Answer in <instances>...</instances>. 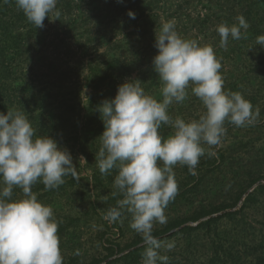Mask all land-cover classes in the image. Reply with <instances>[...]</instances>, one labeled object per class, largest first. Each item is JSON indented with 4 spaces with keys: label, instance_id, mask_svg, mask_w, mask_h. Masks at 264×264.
Returning a JSON list of instances; mask_svg holds the SVG:
<instances>
[{
    "label": "rangeland",
    "instance_id": "obj_1",
    "mask_svg": "<svg viewBox=\"0 0 264 264\" xmlns=\"http://www.w3.org/2000/svg\"><path fill=\"white\" fill-rule=\"evenodd\" d=\"M258 1L58 0L59 19L50 15L43 28L31 30V49L22 54L20 64L26 71L41 75L39 83L61 84V97L67 103L55 109L62 117L59 120L52 117L57 124L52 138L71 153L78 177H65V183L53 190L46 191L39 182L32 187L38 200L50 205L55 218L62 221L57 234L63 264H87L93 259L100 260L94 264H104L126 252L125 245L136 235L140 236L130 228L128 213L111 224L103 218L116 205L115 201L103 202L111 199L116 191L113 188L116 172L104 176L96 167L98 137L104 130L100 113L88 117L90 123L86 127L82 124L86 106L90 100L97 101L87 80L90 68L99 69L107 85L105 99H111L118 85L139 79L147 94L160 99L161 83L151 61L157 50L155 32L167 20H175L176 30L182 37L197 39L202 45L214 48L222 65L224 88L236 83L239 90L235 92L245 99L257 98L260 115L255 124L246 127L227 123L221 145L213 149L214 156L206 154L200 158L196 175L190 174L186 166L174 167L179 191L165 209L167 221L191 215L199 207L209 210L223 204L226 207L221 210L178 227L195 226L224 212L236 214L216 219L208 231L198 229L189 237L171 235L177 228L156 236L162 242H175L171 251L161 254L169 257L168 264H264V242L261 241L264 234V49L254 46L255 38L264 34V24L255 29L252 21L264 15ZM252 3L257 10L249 12ZM128 11L135 13V19L127 15ZM238 15H243L250 25L248 38L230 39L225 50L219 46L215 27L220 23H235ZM250 47L253 48L248 50ZM114 82L117 83L114 85ZM69 104L72 108H67ZM50 108L44 105L45 116ZM203 111L202 103L191 93L183 104H174L169 109L170 115L185 120L198 118ZM97 125L101 129L97 132L99 135H94L91 128ZM170 132V128L162 125V136L166 138ZM257 177L236 201L237 193ZM13 194V199H19L22 192L17 188ZM161 226L156 223L153 230ZM111 250L112 254L106 256Z\"/></svg>",
    "mask_w": 264,
    "mask_h": 264
},
{
    "label": "clouds",
    "instance_id": "obj_2",
    "mask_svg": "<svg viewBox=\"0 0 264 264\" xmlns=\"http://www.w3.org/2000/svg\"><path fill=\"white\" fill-rule=\"evenodd\" d=\"M57 4L58 0H15L36 28H43L50 15L59 19ZM127 15L135 19L132 11ZM249 27L243 15L231 25L218 24L219 46L227 50L230 39H247ZM256 45L264 49V34L255 38ZM154 47L151 63L161 83V98L147 94L139 79L118 85L115 96L97 106L104 130L95 162L101 175L115 170L113 195L122 197L103 218L111 224L128 213L130 228L145 245L141 264H168L169 257L161 252L171 251L175 242H162L152 233L154 224L167 223L165 209L178 194L174 167L186 166L196 175L200 158L214 156L213 149L221 145L226 123L253 125L260 110L241 93L224 90L214 48L182 37L175 20L162 22ZM190 93L202 103L203 113L189 120L170 115V107L183 104ZM162 125L171 129L166 138L160 133ZM69 176L78 179L67 148L49 135H37L23 112L0 113V264H63L57 234L62 221L50 205L38 200L32 187L39 182L46 191L53 190ZM17 188L22 195L13 199Z\"/></svg>",
    "mask_w": 264,
    "mask_h": 264
},
{
    "label": "trees",
    "instance_id": "obj_3",
    "mask_svg": "<svg viewBox=\"0 0 264 264\" xmlns=\"http://www.w3.org/2000/svg\"><path fill=\"white\" fill-rule=\"evenodd\" d=\"M258 2L260 3V6L264 8V0H259ZM253 4L254 3L249 6V12L250 10H257L256 7H253ZM249 16L250 15H248L247 18H249ZM256 20V17L252 19L254 22L253 26L255 29H258L261 24H264V15H259V20ZM24 27H27V29L22 31ZM34 29H36V27L27 21L22 11L17 9L15 0H8V2H5V0H0V113H6L9 109L21 111L36 129L37 135H49L52 138L57 132V124L54 122L55 120H52V117L58 120L62 117V114L57 113L55 109H61L63 104L67 103V101L61 97L63 96V88L60 87L61 84L55 85V82L49 81L43 84L39 83L41 80V75H38L36 71L28 72L23 69V67H21L20 61L23 59L21 58L22 54L24 52H29L31 49V42L29 39L30 33L32 32L31 30ZM24 49H26V51H24ZM155 51L156 55L157 50ZM89 72L90 75L89 79L87 80L88 85L92 89L91 92L93 95H96L97 101L92 102L90 100L88 106H86V115L84 116V122H82L84 127L90 123V119H88V117H92V115L97 116V114H99L97 111V106L100 104L97 102L106 98L105 86L107 85H104L105 76H102V73L99 71V69L90 68ZM35 76L37 77L35 78ZM54 79L57 78L54 77ZM115 83L117 82H114V85ZM111 87L114 86L112 85ZM224 90L235 92L236 90H239V85L236 83H229L227 84L226 89L224 88ZM59 98L61 99L59 100ZM247 100H249L253 106L255 105V109L258 103L257 98H251ZM44 105L46 107H51V110L48 111L46 116L43 114ZM67 108H72V105H67ZM261 110H263V107H261ZM91 129L93 130L94 135H99L97 132L99 129H101V126L97 125ZM112 174H115V170H113ZM256 179H258V177L251 179V181L248 182L247 185L237 193V196L235 197L236 201L238 200L240 194L248 187V185H250V183L254 182ZM113 193L111 195V199L107 198L106 201L103 200V202H116L120 196L113 195ZM224 207H226L225 204L218 206L217 208H212L213 210H206L204 207H199V209L191 213V215L186 217L179 216L169 219L166 224L154 229L152 234L156 237L163 235L166 231L172 228H177L171 233V235L181 234L189 237L191 236L192 231H196L198 229H205L208 231L216 219L223 217L230 218L236 213L224 212L216 217H209L204 221H200L195 226H178L189 220L196 221L199 218L212 212H216L217 210H221ZM262 240L264 242V234L261 236V241ZM142 241L143 240L141 236L136 235L129 243L125 245V247L128 249L126 252L105 262L104 264H141L142 253L145 250L144 243L139 244ZM120 251H122V249H120ZM110 254H112V250L106 256H109ZM99 261L100 260L93 259L87 264H94ZM212 261H214V259H210V262Z\"/></svg>",
    "mask_w": 264,
    "mask_h": 264
}]
</instances>
